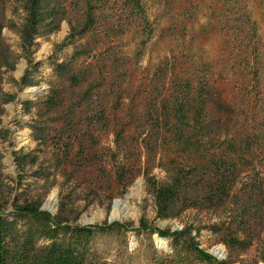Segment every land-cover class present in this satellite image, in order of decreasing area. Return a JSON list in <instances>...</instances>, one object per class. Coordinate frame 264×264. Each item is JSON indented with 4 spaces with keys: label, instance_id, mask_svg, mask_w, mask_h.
Returning <instances> with one entry per match:
<instances>
[{
    "label": "trees",
    "instance_id": "obj_1",
    "mask_svg": "<svg viewBox=\"0 0 264 264\" xmlns=\"http://www.w3.org/2000/svg\"><path fill=\"white\" fill-rule=\"evenodd\" d=\"M152 1L0 0V30L7 7L14 6L21 18L13 27L22 51L29 53L36 39L67 23L66 40H76L79 45L68 60L51 62L52 74L43 98L20 100L24 113L32 116L33 123L28 125L31 138L44 145L52 166L62 174L70 173L72 180L81 179L95 167L105 170L110 166L113 177L122 183L125 170L136 167L152 194L157 217L164 220L175 217L170 211L178 203L224 205L239 174L236 158L242 153V132L236 113L239 105L232 102L236 97L227 101L217 95L211 75L199 76L195 62L176 57L162 60L154 74L137 86L126 77L135 72L140 52L128 58L115 50L117 32L123 24H135L150 37L156 28L148 20ZM201 1L176 2L193 6ZM170 5L173 3L166 0L157 8ZM22 84L30 85L26 79ZM107 136L112 137L110 157L95 164L91 158L105 150L98 145ZM127 151L133 153L134 164L121 156ZM26 157L18 155L17 164L25 163ZM30 157V164L36 165L37 156ZM62 159L81 163L70 172L66 163L61 166ZM153 168L164 172L161 181L151 175ZM13 214L12 220L6 218L0 205V264H104L92 250L93 237L111 229L128 230L118 222L68 224L59 213L51 215L38 204L16 205ZM21 218L28 223L25 230L18 231L16 223ZM136 230L170 241V252L154 264H230L199 248L189 228L169 232L141 223Z\"/></svg>",
    "mask_w": 264,
    "mask_h": 264
},
{
    "label": "rangeland",
    "instance_id": "obj_2",
    "mask_svg": "<svg viewBox=\"0 0 264 264\" xmlns=\"http://www.w3.org/2000/svg\"><path fill=\"white\" fill-rule=\"evenodd\" d=\"M164 1H152L154 7L149 10L148 20L156 28L150 37L141 26L123 24L117 32L114 49L128 58L133 52H140L135 72L126 75L135 86L150 78L159 62L176 57L182 62H195L199 76L210 74L217 95L227 101L236 97L232 102L239 105L236 113L240 115L242 153L236 158L239 174L224 205L178 203L170 211L175 217L163 220L157 217L152 194L143 175L136 173V167L125 170L122 183L113 177L110 166L105 170L95 167L92 169L95 171L77 180H72L70 173L62 174L60 169H55L45 155L44 145L31 138L28 125L33 123L32 116L24 113L22 102H17V98L20 96L22 100L24 93L31 91H26L27 88H46L45 95L52 74L51 62L68 60L79 43L66 40L69 26L62 22L57 31L36 39V46L24 53L13 27L19 25L21 16H17L14 6H8L0 30V205L3 215L12 220L16 205L44 207L54 193L52 212L59 213L60 219L68 224L109 225L113 202H124L126 195L136 188L137 192L123 207L127 218L118 220L128 230L111 229L97 233L92 239V250L101 263L154 264L169 253L168 239H165L167 247L159 249L154 243L156 233L136 230L143 223L169 232L189 228L193 242L205 252L212 251L219 256V261L264 264V0H202L193 6H178L177 0H167L173 5L164 10L163 6L157 8ZM19 68H22L20 74ZM23 79L30 85H23ZM9 97L12 99L7 101ZM131 136L134 138V134ZM111 140V136L100 140L98 148L105 150L94 153L93 163L100 164L110 157ZM18 155L28 156L22 165L16 162ZM33 155L37 156V163L32 166L30 156ZM121 156L134 164L132 152ZM65 163L71 172L81 162L62 159L61 166ZM141 166L144 167L143 159ZM151 175L161 181L165 174L160 168H153ZM27 223L26 218H21L16 223L17 230H25Z\"/></svg>",
    "mask_w": 264,
    "mask_h": 264
},
{
    "label": "bare ground",
    "instance_id": "obj_3",
    "mask_svg": "<svg viewBox=\"0 0 264 264\" xmlns=\"http://www.w3.org/2000/svg\"><path fill=\"white\" fill-rule=\"evenodd\" d=\"M22 72V68H19L18 74H20ZM27 90H32V88H27ZM38 94H35V97ZM26 131V130H25ZM24 138L21 139V141H23ZM138 185H140V182H137ZM134 192H137V189L135 188L133 191H131L129 194L126 195L125 197V201L122 202L121 200H116L113 202L112 207H111V211H110V215H109V219L111 220H122L127 218V212L123 209V207H125V203L128 202V198L130 196H132L134 194ZM55 194L52 193L46 200L45 204H44V208L49 210V211H53L55 208ZM87 222H92V220L87 221ZM154 242L157 244L158 248H166V241L164 239H158L157 236H154ZM216 253V252H215ZM216 257V256H215ZM217 258H219V256H217Z\"/></svg>",
    "mask_w": 264,
    "mask_h": 264
},
{
    "label": "water",
    "instance_id": "obj_4",
    "mask_svg": "<svg viewBox=\"0 0 264 264\" xmlns=\"http://www.w3.org/2000/svg\"><path fill=\"white\" fill-rule=\"evenodd\" d=\"M17 77L20 78V76H17ZM32 89H33V90L24 93V95H23V99H22V100H24V99H26V98H33V97L35 96V94H37V93H39V94H38V97H36V99L42 98L43 95H44V91H45L46 88H32ZM36 91H37V92H36ZM20 100H21V97L19 96V97L17 98V102H20ZM40 209H41L42 211H45V212H47V213L53 215V212H52V211L46 210L44 207H41ZM113 222H118V220H111V219L108 218V223H113ZM83 225H89V223L83 222ZM158 238H159V237H158ZM160 239H161V238H160ZM209 254H210L211 256L215 257V255H213L212 251L209 252ZM215 258H216L217 260H219V258H217V257H215Z\"/></svg>",
    "mask_w": 264,
    "mask_h": 264
}]
</instances>
